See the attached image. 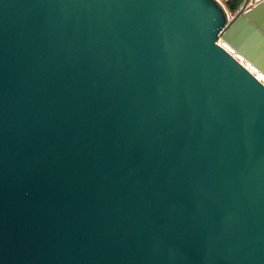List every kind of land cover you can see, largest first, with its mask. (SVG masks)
Here are the masks:
<instances>
[{
  "label": "water",
  "instance_id": "1",
  "mask_svg": "<svg viewBox=\"0 0 264 264\" xmlns=\"http://www.w3.org/2000/svg\"><path fill=\"white\" fill-rule=\"evenodd\" d=\"M249 5L0 0V264H264Z\"/></svg>",
  "mask_w": 264,
  "mask_h": 264
},
{
  "label": "bare ground",
  "instance_id": "2",
  "mask_svg": "<svg viewBox=\"0 0 264 264\" xmlns=\"http://www.w3.org/2000/svg\"><path fill=\"white\" fill-rule=\"evenodd\" d=\"M255 1V4H253L254 6L256 5V1L257 0H254ZM252 5V6H253ZM250 7V6H249ZM253 20L255 21V22H257V24L258 25H256V27L261 31L262 29H264V16H262V17H260V18H257V16L255 15L254 17H253ZM260 27L262 28V29H260ZM218 42L220 43V42H222V43H220L222 46H224V48H227V49H230L232 52H234V53H239L237 50H239L238 48H236L235 47V45H233L234 47L233 48H231L230 47V45H229V41H222L221 39H219L218 40ZM231 43V42H230ZM232 44V43H231ZM240 54V53H239ZM237 56V55H236ZM235 56V57H236ZM240 57V56H239ZM241 59H243L245 62H246V64H247V69L252 73V74H254V76L258 79V80H260L263 84H264V74L262 73V71L260 70V69H257V67L252 63V62H250L247 58H245V56H242V58ZM244 63V62H243Z\"/></svg>",
  "mask_w": 264,
  "mask_h": 264
},
{
  "label": "rangeland",
  "instance_id": "3",
  "mask_svg": "<svg viewBox=\"0 0 264 264\" xmlns=\"http://www.w3.org/2000/svg\"><path fill=\"white\" fill-rule=\"evenodd\" d=\"M253 4H255V1L254 0H250V7H252V5ZM254 6V5H253ZM260 29H262L261 27H260ZM251 33H252V30L250 31ZM254 35V37H256V36H258L257 34H253ZM253 35H251L252 37H253ZM256 39H257V37H256ZM226 41H228V40H226ZM257 40H255V42H256ZM220 43H222V42H220ZM229 45H230V47L231 48H233L234 46H233V44H231L230 42H229ZM227 49V48H226ZM258 52H257V54L255 55L254 54V56H253V58H247L250 62H252L256 67H257V69H260L261 71H262V73L264 74V70H262V67L260 68L257 64H255L254 62H253V60H255L258 56H259V54L260 53H262L263 52V50H264V45H262V44H259L258 45ZM234 57L236 56V58L240 61V63L241 64H243L245 67L247 66V64H246V62L243 60V59H241L242 58V56L243 55H245V54H242V52L239 54V53H234V52H232L230 49H227ZM237 51H240V50H237ZM263 54H264V52H263ZM240 56V57H239ZM244 62V63H243ZM247 68V67H246Z\"/></svg>",
  "mask_w": 264,
  "mask_h": 264
},
{
  "label": "built area",
  "instance_id": "4",
  "mask_svg": "<svg viewBox=\"0 0 264 264\" xmlns=\"http://www.w3.org/2000/svg\"><path fill=\"white\" fill-rule=\"evenodd\" d=\"M229 52V51H228ZM236 58V57H235ZM237 59V58H236ZM238 60V59H237ZM239 61V60H238ZM240 62V61H239ZM243 65V64H242Z\"/></svg>",
  "mask_w": 264,
  "mask_h": 264
}]
</instances>
